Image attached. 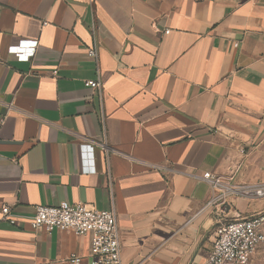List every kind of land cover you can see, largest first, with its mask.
<instances>
[{"label":"crops","instance_id":"0c3cea01","mask_svg":"<svg viewBox=\"0 0 264 264\" xmlns=\"http://www.w3.org/2000/svg\"><path fill=\"white\" fill-rule=\"evenodd\" d=\"M64 201L116 211L123 264H204L264 211V0H0V264L86 256L3 219Z\"/></svg>","mask_w":264,"mask_h":264},{"label":"built area","instance_id":"2783aa9c","mask_svg":"<svg viewBox=\"0 0 264 264\" xmlns=\"http://www.w3.org/2000/svg\"><path fill=\"white\" fill-rule=\"evenodd\" d=\"M46 24V23H45ZM169 33V30L165 31ZM238 46V43H235ZM89 55L98 60L97 50L91 49ZM92 88H101L100 77L86 81ZM204 177L213 184L220 183L219 178L209 172ZM262 195V191L257 192ZM3 219L17 224L20 218H26L33 229L51 232L54 229L72 230L77 235H91V245L86 256L72 255L74 264H123L121 233L117 213L114 209L100 210L79 202L70 204H40L32 216H19L11 207H2ZM264 244V211L245 217L221 222L215 232L212 250L204 264H249L260 245Z\"/></svg>","mask_w":264,"mask_h":264},{"label":"rangeland","instance_id":"374dc122","mask_svg":"<svg viewBox=\"0 0 264 264\" xmlns=\"http://www.w3.org/2000/svg\"><path fill=\"white\" fill-rule=\"evenodd\" d=\"M253 258H254V257H253ZM253 261H254V259L251 260V262H253ZM251 262H250V263H251ZM250 263H249V264H250Z\"/></svg>","mask_w":264,"mask_h":264}]
</instances>
